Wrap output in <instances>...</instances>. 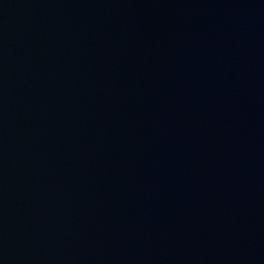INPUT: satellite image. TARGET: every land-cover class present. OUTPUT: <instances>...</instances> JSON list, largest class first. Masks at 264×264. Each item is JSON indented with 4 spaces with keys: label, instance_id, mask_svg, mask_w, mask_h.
Instances as JSON below:
<instances>
[{
    "label": "water",
    "instance_id": "water-1",
    "mask_svg": "<svg viewBox=\"0 0 264 264\" xmlns=\"http://www.w3.org/2000/svg\"><path fill=\"white\" fill-rule=\"evenodd\" d=\"M0 264H264V0H0Z\"/></svg>",
    "mask_w": 264,
    "mask_h": 264
}]
</instances>
